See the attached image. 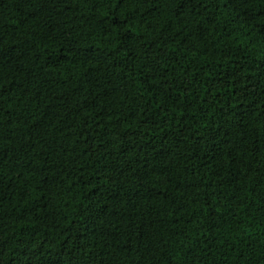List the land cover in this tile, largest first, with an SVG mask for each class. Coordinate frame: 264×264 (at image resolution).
I'll return each instance as SVG.
<instances>
[{"label":"trees","instance_id":"trees-1","mask_svg":"<svg viewBox=\"0 0 264 264\" xmlns=\"http://www.w3.org/2000/svg\"><path fill=\"white\" fill-rule=\"evenodd\" d=\"M0 264H264V0H0Z\"/></svg>","mask_w":264,"mask_h":264}]
</instances>
